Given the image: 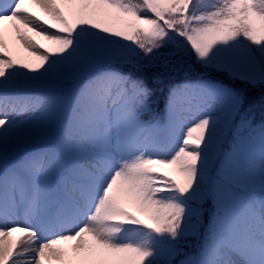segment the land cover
I'll list each match as a JSON object with an SVG mask.
<instances>
[{
  "label": "snow or ice",
  "instance_id": "6c2138e0",
  "mask_svg": "<svg viewBox=\"0 0 264 264\" xmlns=\"http://www.w3.org/2000/svg\"><path fill=\"white\" fill-rule=\"evenodd\" d=\"M0 264H264V0H0Z\"/></svg>",
  "mask_w": 264,
  "mask_h": 264
},
{
  "label": "trees",
  "instance_id": "16d2710c",
  "mask_svg": "<svg viewBox=\"0 0 264 264\" xmlns=\"http://www.w3.org/2000/svg\"><path fill=\"white\" fill-rule=\"evenodd\" d=\"M196 75L197 74L194 73L193 74V78H195ZM252 95H254V96H256L258 98L260 96V90L259 89L255 90L252 93ZM159 108H160L161 111L164 108V97H159ZM259 119H260V116H259V113L257 112V114H256V120H257V122L259 121ZM162 171H168V170H162ZM195 243H197L196 238H194L193 240H191L190 243L189 242H186V244L184 246V251L188 253V250L190 249L189 245H192V244H195ZM180 258H182V257H178L177 259H180Z\"/></svg>",
  "mask_w": 264,
  "mask_h": 264
},
{
  "label": "rangeland",
  "instance_id": "374dc122",
  "mask_svg": "<svg viewBox=\"0 0 264 264\" xmlns=\"http://www.w3.org/2000/svg\"><path fill=\"white\" fill-rule=\"evenodd\" d=\"M183 116L186 118V119H185V122H186L187 124L190 125V124H194V123H195V120L191 118V117H192V114H191V113H189V112H185V113H183ZM161 171H162V170H161ZM194 238H195V237H189L188 240H187V242L190 243V241L193 240ZM195 245H196V243L191 245L192 247H190V249L188 250V253H192V251H194V247H195ZM186 251H187V250H186Z\"/></svg>",
  "mask_w": 264,
  "mask_h": 264
}]
</instances>
